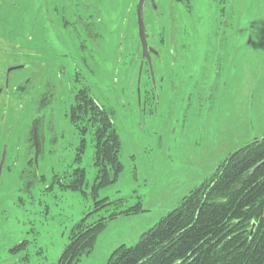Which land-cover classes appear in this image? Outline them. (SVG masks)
<instances>
[{
    "label": "rangeland",
    "instance_id": "374dc122",
    "mask_svg": "<svg viewBox=\"0 0 264 264\" xmlns=\"http://www.w3.org/2000/svg\"><path fill=\"white\" fill-rule=\"evenodd\" d=\"M134 5L135 0H0L4 62L22 66L11 70L7 93L0 96V133L7 144L0 172V263L56 264L72 226L95 199L110 204L93 211L89 221L140 201L144 211L108 220L78 261L106 264L116 247L134 245L230 153L264 134V0H191L199 23L184 6L171 8L163 0V14L146 26L152 44L173 49L177 62L164 54L155 62V102L143 73L140 108ZM16 81H23L18 93ZM47 82L54 97L38 109ZM82 86L111 113L120 139L122 171L95 199L93 143L90 134L84 136L77 161L80 134L68 117ZM37 117L34 163L28 139ZM1 148L0 140V153ZM76 167L85 170L82 191L61 187L56 177L66 182Z\"/></svg>",
    "mask_w": 264,
    "mask_h": 264
},
{
    "label": "trees",
    "instance_id": "16d2710c",
    "mask_svg": "<svg viewBox=\"0 0 264 264\" xmlns=\"http://www.w3.org/2000/svg\"><path fill=\"white\" fill-rule=\"evenodd\" d=\"M52 97L53 93L46 90L38 109L49 106ZM68 117L80 134L77 161L84 149V136L90 134L93 143L96 175L91 193L95 199L97 190L116 181L122 171L120 139L111 113L89 95L85 86L74 93ZM40 125L37 117L38 145ZM28 140L33 148L32 137ZM64 178L66 182L56 177L61 187L82 191L85 170L76 167ZM107 204V198L94 200L93 209L72 226L56 264H78L108 220L144 211L138 201L106 217L88 220L93 211ZM106 264H264V134L230 153L134 245L116 247Z\"/></svg>",
    "mask_w": 264,
    "mask_h": 264
},
{
    "label": "flooded vegetation",
    "instance_id": "af4514ba",
    "mask_svg": "<svg viewBox=\"0 0 264 264\" xmlns=\"http://www.w3.org/2000/svg\"><path fill=\"white\" fill-rule=\"evenodd\" d=\"M216 1L217 3H221L223 0H213ZM138 2L139 0H135V5H134V17L136 19V36L138 38V30H137V6H138ZM171 3V8L174 7V4H179L180 6H184L186 11L191 14V16L193 15V13H196L193 9H191V0H170ZM82 8L84 10V12H86L87 10V6L85 4L82 5ZM169 10V9H168ZM143 22H144V28H145V39L148 45V53H149V57L151 60V64H152V68H153V74H154V82H152L151 80V76H150V71L148 68V64H147V60L146 57H142V47L139 41V54H140V58H139V68L137 71V79H136V98H137V102H138V106L139 108L141 107V91H140V81L142 76L144 75L143 73H146V75L148 76V79L151 83V90H149V94L150 97H152V100L155 102V99L158 97V89L156 87V83L157 80L155 79V71H154V66H155V62L159 61L161 59V56L164 55H168L169 58V62H172L171 64H175V62H177V60L175 61L174 59V55H173V49H167L166 51H163V49H159L157 47H155L152 44V39H151V34L148 32L147 30V26H146V20L147 22H150L151 17H158L159 15L163 14V0H143ZM198 15L194 16L193 15V22L194 23H199L198 22ZM215 18V17H214ZM82 22V25H84L85 29H86V25H87V21H84L83 19V15L81 14L80 18H79ZM159 19V18H158ZM169 19L171 20V17H169ZM163 21V20H160ZM224 25H226V21L224 22ZM215 29L211 28V35H213L215 33ZM87 30V29H86ZM163 34V32H162ZM223 34V32H222ZM5 56H7V49L6 46H4V44L2 43V39H0V96H3L7 93V89L9 87V76H10V72L11 69L13 67L19 66V65H11V66H7L4 62V58H6ZM169 64V65H171ZM23 82V81H22ZM22 82L20 83L19 81H16V84L13 86L14 87V91H16L17 93L19 92V90L22 86ZM49 82L46 83V86L44 88V91L42 93L39 92V94H43L46 92V90H49L50 92L53 93V90L51 88V86L48 84ZM40 97V95H39ZM54 97V96H53ZM52 97V100H53ZM35 126H36V119H35ZM4 136L3 133H0V140L2 141V148H1V153L3 150V146L4 144L7 146V144L5 143V140H3ZM1 153H0V157H1ZM3 167V166H2ZM2 170V169H1ZM1 172V171H0ZM1 250V248H0ZM0 264H3L2 262Z\"/></svg>",
    "mask_w": 264,
    "mask_h": 264
},
{
    "label": "water",
    "instance_id": "95a60500",
    "mask_svg": "<svg viewBox=\"0 0 264 264\" xmlns=\"http://www.w3.org/2000/svg\"><path fill=\"white\" fill-rule=\"evenodd\" d=\"M142 11H143V0H139L138 6H137L138 38H139V41H140V44H141V47H142V57H146L148 68H149V71H150L151 80H152V82H154L153 68H152L150 57H149V53L147 51L148 45H147V42H146V39H145V28H144L143 12ZM20 67H22V66H16V67H13L11 69H17V68H20ZM31 130H32V139H33L34 150H35L34 163H36L37 162L39 148H38L37 130H36V126H35V120L32 122ZM5 156H6V145L4 144L3 150H2V153H1V157H0V171H1L2 166H3L4 160H5Z\"/></svg>",
    "mask_w": 264,
    "mask_h": 264
}]
</instances>
